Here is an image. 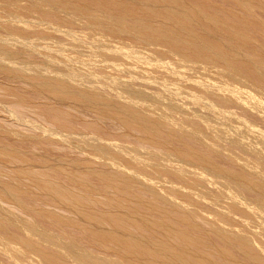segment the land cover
Here are the masks:
<instances>
[{"label":"bare ground","instance_id":"6f19581e","mask_svg":"<svg viewBox=\"0 0 264 264\" xmlns=\"http://www.w3.org/2000/svg\"><path fill=\"white\" fill-rule=\"evenodd\" d=\"M175 1L0 0V74L6 80L29 82L33 98L17 93V87H6L8 92L17 90L12 92H16L20 102L29 104L44 95L48 101L39 103L36 99V103L52 123L43 129V136L26 134L4 123L5 127H0V162L12 168L10 181L0 178V199L14 203L21 210V213L13 212L0 202L3 244L0 250L3 252L4 247L8 253V264H257L262 259L264 250L257 243L256 233L250 238L224 235L214 243L197 231L195 213L173 194L181 192L189 197L194 192L192 188L201 184L200 177L171 169L167 161L170 155L179 153L205 164L209 150L200 142H190L184 137L190 128L183 127L180 131L175 125L166 127L164 107L143 108L142 102L149 101L146 97H152L143 86H148L145 83L151 78L153 81L156 74L171 79L174 74L183 73L182 69L204 71L207 61L232 64L264 80V66L259 62L248 64L238 57L236 49L227 47L225 40L206 36L200 29L171 18L167 8ZM192 1L202 11L208 30L219 18L237 30L254 27L245 4L239 10L233 8L237 0H220L226 2L224 6H219L216 0ZM157 4L162 7L157 8ZM32 14L38 18L35 20ZM30 15L33 22L25 19ZM117 27L126 36L114 38ZM258 32L264 38V28H258ZM18 44L30 51L50 53L47 57L52 61L54 55L57 61L65 57L63 60L71 69L65 68L67 73L60 70L63 74H57L59 71L51 66L54 72L50 68L29 73L22 66L26 61L20 57L23 51L12 48ZM62 61L53 63H65ZM146 76L149 80L145 82L142 79ZM94 77H99L96 80H102L103 86L115 81L121 87L116 88L113 97L107 94L105 97L103 89L92 85ZM134 79L145 83L142 86L143 83H135ZM170 83L165 88L172 87ZM160 98L157 97L158 101ZM70 106L90 110L95 120L88 121L66 111ZM155 110L160 113L152 115ZM105 120L116 122L124 132L113 134ZM87 129L89 135L85 133ZM133 131L137 136L135 142L129 143L126 136ZM36 137L51 146L76 141L84 155L50 158L46 154L38 160L39 157L28 156L23 150ZM237 139L234 138V143ZM35 141L33 145L39 146L40 141ZM36 165L42 169H36ZM162 175L169 176V194L153 190L152 182ZM176 179L183 181L184 187L175 184ZM227 183L234 184L238 190L247 188L240 181ZM202 191L209 192L210 187L204 186ZM23 213L30 214L32 219ZM221 214L225 218L229 216L225 211ZM81 237L85 238L84 243ZM231 243L241 256H236ZM0 264H3L1 260Z\"/></svg>","mask_w":264,"mask_h":264},{"label":"rangeland","instance_id":"374dc122","mask_svg":"<svg viewBox=\"0 0 264 264\" xmlns=\"http://www.w3.org/2000/svg\"><path fill=\"white\" fill-rule=\"evenodd\" d=\"M216 2L219 6L226 5L224 1L216 0ZM242 3L245 4L248 18L254 23V27L245 30L235 29L224 18L216 19L212 24L211 30H208L207 22L202 16V11L194 5L192 0H176L167 8V13L179 24L198 28L206 36L225 40L227 47L236 49L238 51V57L246 63L255 64L259 62L264 66V38L258 32V28H264V0H237L233 8L239 10ZM156 7L160 8L162 5L157 4ZM33 15L34 14H32V16ZM35 15L33 17L36 20L38 17ZM32 16L30 15V18L26 16L25 19H30V21L33 22L34 19ZM77 26L79 27V25ZM77 26H75L76 29L78 28ZM80 27L83 30L82 32H84V27ZM113 36L117 39L120 36H126V34L121 27H117L114 30ZM18 46L20 45L18 44L17 47L14 45L12 48L23 51L20 55L22 61L26 60L25 62L27 63V61L32 60L27 64L24 62L22 65L29 70V73H36L34 72L37 71L36 69L50 68L53 72L54 70L57 72L59 71V73L55 72L57 74H63L60 72L65 70L66 72L64 73L68 72L65 68H69L70 66L68 67L66 60H63L65 57L57 58L65 62L63 63L62 61L63 64L60 63V66V64H55L61 62L55 60V55L52 57L54 58L52 61V59L48 58L50 57V53L46 52L47 54L45 55L44 51H42L45 55L43 56L40 50L32 49L35 51H30L26 48L23 49L21 46L19 48ZM134 46H138V44L134 42ZM28 57L30 59H28ZM44 60L45 62H42ZM48 62L49 64L55 63L49 65ZM68 64L70 65L69 62ZM56 65L58 67H56ZM197 65L202 66L199 62ZM13 66H16V64ZM204 67V71L182 69L181 72L183 73H176V76L175 74L173 75L175 78L170 74L169 76H172L171 79H169L167 75L165 76L168 78L164 75H159V78L156 74L155 77L160 79L156 78V82L154 81L156 80L155 77L153 81L152 78L149 80V76L142 79L143 81H145V79L149 80L147 81L148 83L152 81L153 84L152 82L151 84L145 83L146 81L143 82L142 80L140 82L138 79H134L133 81L135 83H143L142 86L144 83L147 84L148 86H143V88L151 92L152 97H146L149 98V101H147L148 99L145 100V98V101L142 102L143 108H146V110H153L155 107L162 106V109L164 107L162 111L166 116L164 122L166 127L175 125L180 131L183 130V127L190 128V132L185 134L184 137L190 142H200L203 148L209 150V158L206 160L207 163L205 164H200L195 159L187 158L179 153L170 155L167 161L171 169H180L188 176L200 177L201 184L192 188L194 192L189 197H186L181 192L173 194L180 202L188 204V209L195 213V223L198 226L197 231L204 233L210 242L214 243L220 241V238L224 237V235L230 238H241L244 236L250 238L252 233H256L257 239H255L258 242L255 241V243L257 242L260 248L264 250V80L260 76L249 74L243 69L234 67L232 64L221 65L216 62L207 61ZM30 68L33 71H30ZM82 69L87 70L85 68ZM220 72L222 75L219 74ZM162 76L165 77H163L165 80L161 78ZM92 77L93 76L89 75L90 80ZM98 78L99 77L96 79ZM6 79L7 77L5 78L3 74H0V83L3 82L0 84V127H2L4 123L8 128L17 129L20 132L32 135L40 134L43 136L41 134H44L43 129L46 130L51 127L52 123L48 119L49 117H46L47 115L45 116L39 104L36 103V99L39 103L46 102L48 99H46L44 95H40L42 98H34V103L32 101V103L30 102L29 104L20 102L16 97V92L14 93L12 91H17L19 89L17 93L19 92L20 94L33 98L29 82L26 80L17 82L15 80L10 81L11 79ZM96 79L94 77L93 83L96 85L98 84V86L92 85L98 90L103 89L104 92L102 90L100 91L105 93V97L109 95L113 97L115 95L114 92H117L121 87L120 84L115 81H113L115 85L112 84L113 82L111 81L112 83L110 82L107 85L104 84V86L106 85L104 87L101 83L103 81L99 79V82ZM161 79L163 83H170L168 81L172 82L174 80L173 83H170V86L173 87L175 85L177 89L174 86L172 92V87L165 88V86L169 87V85H167V83H161ZM106 82H109V80L105 81V83ZM8 86L17 87V90L14 88L15 90L8 92L9 89L6 88ZM116 88H118V90ZM110 93H112V95ZM99 94H101V92H99ZM106 94L108 96H106ZM110 96L109 98H111ZM158 96L162 97L159 101L163 100L164 102H159V98L157 99ZM172 101L177 105L171 103ZM153 102L157 103L153 104ZM165 102L170 103L173 107L174 105L178 107L172 109L173 107L167 106V103L165 105ZM76 109L77 108L70 106L67 107L66 111L76 113L79 117L88 121L95 120V114L90 110ZM155 111H152L151 114L156 115L160 113L158 110ZM195 122H197L196 126L193 125ZM104 124L106 126L109 125V129L111 128V131H113L115 135L122 133L121 131L124 129L111 120H107V122L105 120ZM78 125H80V123H78ZM88 132H90V130H85L86 135H89ZM130 134L126 136L127 141H130L129 143L135 142L134 139H136L137 136L136 132L133 131L130 132ZM237 135L240 137L239 139H237ZM201 137L203 140L200 139ZM231 138H233V143L230 142ZM234 138L235 140L237 139L236 142L238 144L241 140V145L239 144L240 147L237 146L236 142L234 143ZM33 140L40 141L39 146L36 141L37 145H33L34 141H32L26 143L29 146L25 144L23 146L25 149L23 150L27 155H34L36 159L39 157L38 160L46 154L49 155L50 158L54 157V155H61L66 158H75L84 155V151L81 150L76 141L70 142L69 144L55 143L51 146L46 142H43L44 144L46 143L43 145L41 142V140L44 141L43 138L36 137ZM228 141L235 145H231ZM50 152H52V154ZM0 166V168H3L0 178L2 180L4 179V181H10L8 177H11V166L3 165L1 162ZM38 166L40 165H36L35 168L37 167L36 169L41 170L42 167ZM168 177V175H162L154 180L152 182L153 190L161 194H169L170 192L167 190L170 184L167 179ZM227 181H240L244 183L247 188L238 190L234 184H228ZM175 184L184 187L183 181L181 180L176 179ZM204 186L210 187V191L203 193L202 189ZM187 199H190V201H187ZM0 202L6 209H12L11 211L13 212L21 213V210L17 209L19 207L14 203L8 202L3 198L0 199ZM60 211L63 212L61 209ZM221 211L228 213V218L223 217ZM64 213L66 214V212ZM23 215L32 219L30 214L23 213ZM84 240V237L80 238V241H83V243L85 242ZM1 242L0 249L3 245ZM231 246L233 247V243H231ZM2 249L5 251L4 247H2ZM233 250L236 256H241L240 252L235 247H233ZM3 252L0 250V260L3 264H8V253L6 251L5 253ZM257 264H264V255Z\"/></svg>","mask_w":264,"mask_h":264}]
</instances>
